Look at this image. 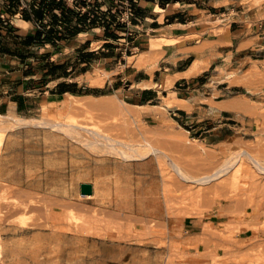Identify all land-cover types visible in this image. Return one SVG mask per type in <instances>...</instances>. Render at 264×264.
Returning <instances> with one entry per match:
<instances>
[{"label":"rangeland","instance_id":"1","mask_svg":"<svg viewBox=\"0 0 264 264\" xmlns=\"http://www.w3.org/2000/svg\"><path fill=\"white\" fill-rule=\"evenodd\" d=\"M33 1L24 0L25 7ZM142 2L146 0H65L77 13L91 11L90 17L93 13L98 16L97 25L76 36L71 30L79 24L77 14L67 26L57 10L58 21L54 22L50 12L44 10L37 25L19 21L21 13L5 15L19 28L12 33L3 30L1 49L27 57L24 62L19 57H0V73L31 68L39 72L52 61L76 64L80 72L78 55L87 48L88 41L92 51L109 45L115 53L127 52L128 39L121 31L131 28L134 36L139 34L137 30L144 32L128 23L135 4L151 7ZM242 2L259 11L264 9V0ZM217 19L221 21L220 16ZM259 19H264V12ZM108 23L112 26L107 33L104 25ZM51 27L58 31L54 34L56 46H24L25 39L37 29L46 31ZM163 43L165 40L154 38L152 51ZM42 55L55 57H39ZM146 55L126 57L125 62L131 64L138 59L143 63L148 59ZM94 59L90 72L77 78L91 89L103 87L125 64L103 57ZM117 65L121 68L116 69ZM219 71L226 73L224 67ZM255 71L257 67L249 71L254 80ZM30 81V88L37 91L28 100L35 103L43 98L39 92L44 83L38 76ZM172 81L168 76L156 87L159 91L170 90ZM15 82L3 79L0 102L14 91ZM258 82L256 89L245 91L243 101L248 109L240 112L230 137L211 145L197 140L189 126L175 120L165 103L169 105L176 98L166 100L163 93L155 108L135 105L134 96L112 87L104 89L106 95L78 96L68 109L62 108L63 100L44 101L36 107L28 102L26 106H34L31 110L9 108L3 115L11 119L2 118L4 122L0 123V127H10L0 152V264H264V173H259L248 157L251 154L264 166V79ZM108 103L116 107H107ZM21 118L29 124L17 125L14 120ZM57 124L62 126L58 128ZM89 131L112 137L111 143L93 137ZM97 139L102 144H97ZM113 142L131 154L140 149L146 152L150 146L163 153L161 150L159 155L134 160L129 166L125 158L103 144ZM109 158L117 160L120 168L108 162ZM152 158L157 175L147 173L153 166ZM172 162L188 181L178 177ZM124 165L129 168L124 169ZM225 167L227 171L210 183L197 182ZM81 183L95 185V197L80 196ZM126 185L135 191L138 187L157 191L160 208H147L127 196V188L121 189ZM187 217L215 221L205 225L212 240L203 253H188L192 247L183 241V221Z\"/></svg>","mask_w":264,"mask_h":264},{"label":"crops","instance_id":"2","mask_svg":"<svg viewBox=\"0 0 264 264\" xmlns=\"http://www.w3.org/2000/svg\"><path fill=\"white\" fill-rule=\"evenodd\" d=\"M146 2L151 7H144L141 4L133 7L130 13L131 20L128 22L132 27L140 28L144 32L137 30L136 33L139 34L134 36L131 28L124 27L121 31L128 39V47L125 49L127 52L115 53L114 48L110 46L105 48L107 45L101 50L92 51L88 41L87 48H83L78 55V57H90L85 53L93 52V59L103 57L108 61H120L121 64L124 61L123 70L116 73V76L107 81L103 87L91 89L89 84H80L77 81L79 76H85L90 72V65L93 63L89 58H85L79 64L80 72H72L69 76H65L64 72H57L53 76H48V82H43L39 92L43 98L36 100L35 103L28 99L37 90L30 88L29 85L33 78L37 76L42 78L41 73H29L28 69L0 73L2 76L0 89L4 78L16 80L14 91L9 92L7 98L0 102V114L6 113L11 107L34 109V106H26L28 102L33 103L35 107L44 101L58 102L64 100L67 94L81 97L93 93L106 95L107 92L104 89L110 87L114 91L130 93L134 96L135 105L155 108L159 106L161 93H163V98L166 100L176 98L186 102V108L165 104L178 123L192 129L197 140L206 145L225 141L238 123L240 112L248 109V105L243 101L245 91H250V88L256 89L257 82L264 79V19H259L264 9L259 11L257 8L243 5L242 0H183L168 3L164 7L158 3ZM4 3V0H0V12L4 9ZM176 5H180L181 8L170 9L171 6ZM156 6L161 7L163 11L156 12ZM6 15L9 16V14ZM219 16L220 22L217 21ZM21 20H24L22 16L19 21ZM26 22L34 25L33 22ZM11 24L16 29L19 28L13 21ZM129 30L132 31L129 32ZM83 34L84 32L78 35ZM127 34L133 37H128ZM154 38L165 40V43L153 52L151 44ZM166 40L173 42H166ZM105 42L108 43V41ZM128 50H132L131 54ZM143 53H148L146 55L148 59L145 62L138 63V59L131 64L128 61L125 62L126 57H140ZM0 55H4L0 57H18L1 52ZM159 56L160 58L157 59L156 57ZM93 61L96 62L95 59ZM52 62L64 64V62ZM144 63L146 64L143 65ZM194 65L197 70L200 69V72L187 76L186 74L192 71ZM223 67L226 69L225 74L219 71V68ZM255 67L258 71L252 74L258 81L251 79L249 73ZM73 68L74 65L69 64L66 70L70 73ZM117 68L121 66L117 65ZM76 69L78 70L79 67L76 66ZM168 76L173 78L172 87L170 90L159 91L156 85L159 83L160 86L162 79ZM61 83L71 85L65 87L60 85ZM73 83L76 85H72ZM67 90H76L78 94H72ZM83 91L90 92L79 94ZM261 96L264 98V88ZM82 184L85 183L80 184L79 193L80 196L86 197L81 192ZM91 185L95 194V185ZM214 222L209 219H197V217L185 218L183 241L192 247L188 250L189 254L203 253L210 247L212 237L206 232L205 225ZM240 238L244 237L241 235Z\"/></svg>","mask_w":264,"mask_h":264},{"label":"trees","instance_id":"3","mask_svg":"<svg viewBox=\"0 0 264 264\" xmlns=\"http://www.w3.org/2000/svg\"><path fill=\"white\" fill-rule=\"evenodd\" d=\"M148 2L158 3L162 7L166 6L168 3L177 2V1H183V0H146ZM4 9L0 12V52L3 54L9 53L13 56H18L23 62L26 60L25 55H22L20 53H17L16 51L8 52L3 49H1L2 40L4 38L3 36V30H7V32L12 33L13 31H16V28L8 21V19L5 18L6 14H9L11 16L17 15L21 13V16L24 20L33 22L34 24H38V22L42 21V15L43 11L47 10L50 12V14L53 17V21H58L59 17L55 11H59L63 15V20H65V26L72 24L73 22V15L77 14V20L79 21V24L71 30L73 32V36H76L80 33L87 32L92 28L93 26L98 24V16L94 13L92 14V17H90L91 11L87 13H77L73 8L68 7L65 3V0H35L33 3L30 4V7H25L24 0H4ZM135 6H137L135 4ZM112 23H108V25H104L105 32H109L111 30ZM54 34H58V31L51 27L48 30H40L37 29L33 35H29L25 41L24 46L26 48L35 46V45H46V44H54L56 46V38L54 37ZM114 36V35H113ZM108 44V43H107ZM109 46V45H107ZM85 55L90 57H80L79 63H81L85 58H89L90 62L93 60V52L85 53ZM48 56V55H46ZM47 58V57H43ZM70 62L64 63V64H55L50 63L48 66L42 67L39 71V73L42 74V80L43 82H48V76L55 75L59 70H62L59 73L64 72L65 76H69L72 72H76V64L74 65L73 70L69 73L67 72V65H69ZM29 73L36 72L34 68L29 69ZM35 74V73H34ZM60 85L69 86L71 84L61 83ZM72 85H76V83H73ZM70 91L72 94H78L76 90H67ZM90 91H83L79 94H87Z\"/></svg>","mask_w":264,"mask_h":264},{"label":"bare ground","instance_id":"4","mask_svg":"<svg viewBox=\"0 0 264 264\" xmlns=\"http://www.w3.org/2000/svg\"><path fill=\"white\" fill-rule=\"evenodd\" d=\"M145 4V3H147V2H142V4ZM155 11L156 12H162L163 11V9L161 8V7H159V6H156V8H155ZM26 23H28V22H26ZM157 43H154V45H156ZM200 69H198L197 70V68H196V65H194V67H193V69H192V71L191 72H189V73H187L186 75L187 76H190V75H194V74H196L197 73V71H198V73L200 72L199 71ZM78 96H74V95H71V94H67L66 96H65V99L61 102V104H62V108H65V109H68V108H70V107H72L73 106V99H75V98H77ZM109 104V105H108ZM107 104V107H112V106H114L115 104H111V103H108ZM87 105V104H86ZM169 105L170 106H175V105H179V106H181V107H184V108H186V103H184L183 101H180V100H177V99H174V100H171L170 102H169ZM91 106H93V105H91ZM115 107H116V105H115ZM2 118H10L11 119V117L10 116H8V115H3V114H0V123H3L4 122V120L2 119ZM15 121V123L17 124V125H27V124H29V122H28V120L27 119H24V118H21V119H15L14 120ZM55 126H57L58 128H60L62 125H60V124H57V125H55ZM18 127V126H17ZM55 128V127H54ZM10 129V127H0V152L2 151V149L4 148V146H5V142H6V138H7V132H8V130ZM89 130V129H88ZM90 132V131H89ZM91 133V132H90ZM92 135H93V137L94 136H96V137H98V138H102V139H105V141L106 142H110V140H112V137H109V136H106V135H102V134H100V133H91ZM146 139V138H145ZM116 142H118L117 140H116ZM145 142H146V140H145ZM96 143L97 144H102L101 143V141L99 140V139H97V141H96ZM111 143V142H110ZM110 143H103V144H105V145H108V147L109 148H111V149H113L114 150V153H117V154H115L116 156L117 155H121L123 158H125L126 160H127V162H129V166L130 165H133L134 163H133V161L134 160H139V159H147V158H149V157H151L152 155H159V153H161V150L160 149H158V147H155V146H150V148H149V150L147 149V151L146 152H142L141 151V149H140V151L138 150V151H135V152H133V153H135V154H131V153H128V152H126V151H122L121 150V148L120 149H118L119 147H116V143H114V144H110ZM150 143V142H149ZM148 143V145H153L152 143H150L149 144ZM122 144V143H121ZM144 146V145H143ZM135 150V149H134ZM162 153H163V150H162ZM159 156H157V158H158ZM248 157L252 160V162H253V164H254V167H255V169L259 172V173H264V166L261 164V162L257 159V158H255V157H253L251 154H248ZM159 160V159H158ZM108 162H110L111 164H117V165H119V162L117 161V160H113V159H111V158H109L108 160H107ZM154 161V159L152 158L151 159V163ZM171 161V160H170ZM121 162V161H120ZM122 163V162H121ZM125 163V162H124ZM154 163V162H153ZM152 163V164H153ZM170 164H172V166H173V170L176 172V174L178 175V177L181 179V180H183V181H188L189 180V178L181 171V169L179 168V166H177V164H175L174 162H172V163H170ZM161 165L164 167L165 165H164V163L162 164L161 163ZM109 166H111V165H109ZM124 167H125V165H124ZM126 167H128V166H126ZM126 167L124 168V169H126ZM118 168H120V165L118 166ZM122 168V170H123V167H121ZM129 168V167H128ZM149 170H150V172H147V173H150L151 175H153V174H155V175H157V173H158V169H157V167H155V165L153 164V166H150L149 168H148ZM121 170V169H120ZM119 170V171H120ZM128 172H129V170H127ZM134 171V170H133ZM227 171V168L225 167V168H223V169H221V170H219L217 173H215V174H213V175H211V176H207V177H205V178H202V179H199L197 182H200V183H202V184H207V183H210L211 181H213V180H215L219 175H220V173H222V172H226ZM132 172V171H131ZM123 173V172H122ZM134 173V172H133ZM133 173H131V174H133ZM124 174V173H123ZM126 174V173H125ZM126 175H129V174H126ZM148 175V174H147ZM124 176V175H123ZM131 176V175H130ZM128 177V176H127ZM129 183L128 184H130V181H128ZM118 183L120 184L121 182L120 181H118ZM127 184V185H128ZM124 186V187H122L121 186V189H126L127 188V190H126V193H128V195L127 196H132L133 198H135L137 201H139V202H143L145 205H146V207L147 208H154V210L155 209H159L160 208V206H161V201H160V196H159V194H157V191H150V190H148V189H146V188H140V187H138V189L135 191L133 188H130L129 186ZM132 189V190H131ZM95 194H92V195H87L86 197H88V198H91V197H93ZM103 198V197H102ZM101 199V198H100ZM152 212H153V210H152Z\"/></svg>","mask_w":264,"mask_h":264},{"label":"water","instance_id":"5","mask_svg":"<svg viewBox=\"0 0 264 264\" xmlns=\"http://www.w3.org/2000/svg\"><path fill=\"white\" fill-rule=\"evenodd\" d=\"M81 192L83 195H92L93 194V186L91 184H82L81 185Z\"/></svg>","mask_w":264,"mask_h":264}]
</instances>
